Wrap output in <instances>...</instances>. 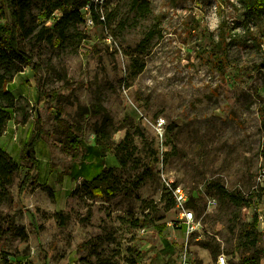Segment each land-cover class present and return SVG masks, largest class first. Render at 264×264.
<instances>
[{
  "label": "rangeland",
  "instance_id": "rangeland-1",
  "mask_svg": "<svg viewBox=\"0 0 264 264\" xmlns=\"http://www.w3.org/2000/svg\"><path fill=\"white\" fill-rule=\"evenodd\" d=\"M29 1L27 25L35 30L21 44L32 62L7 87L28 99L32 112L25 124L13 116L0 137L18 164L10 194H0L1 264H179L183 254L190 264H212L219 254L230 264L250 256L260 263L264 48L252 38L258 29L240 0H146L144 16L132 0H106V25L74 20L63 43L53 28L63 12L45 18L47 1ZM9 20L0 0V35ZM151 28L154 37L138 53ZM222 43L223 70L209 54ZM131 57L145 63L135 77ZM39 92L53 98L36 102ZM96 105L103 110L94 112ZM105 115L111 148L101 155L96 130ZM37 119L33 164L26 155ZM102 168L113 169L116 191L92 196L86 180ZM172 183L188 193L191 232L173 224L175 206L165 211L160 202ZM214 183L250 205L231 204ZM203 194L216 198L215 208Z\"/></svg>",
  "mask_w": 264,
  "mask_h": 264
},
{
  "label": "trees",
  "instance_id": "trees-1",
  "mask_svg": "<svg viewBox=\"0 0 264 264\" xmlns=\"http://www.w3.org/2000/svg\"><path fill=\"white\" fill-rule=\"evenodd\" d=\"M47 5L42 8L45 18H50L51 14L55 10H61L63 15L59 18L53 28L57 32L56 40L58 43H63L68 37L69 27L72 21L82 20L80 13L81 7H83V1L78 0H46ZM6 6L9 14L10 20L2 25V33L0 35V137L4 131L7 123L13 119V116H19L17 123L25 124L28 122L32 107L29 105L28 99L24 97H15L11 91L8 90V84L12 82L15 75L22 71L24 65H29L32 62V57L27 52L21 41L25 40L34 33L35 27L27 25L26 20V9L30 5L29 0H2ZM134 9L137 14L144 16L149 13L150 8L146 0H132ZM242 7L245 11L246 18L252 20L258 29V35L252 37L256 40L258 48L262 45L264 48V33L260 32L259 23L264 24V0H240ZM70 6V7H69ZM107 4L105 1L104 6L101 9L91 10V16L94 20V24L106 25L108 16L104 13V9ZM100 14L104 15V20L100 19ZM262 26V25H261ZM155 35L154 29H149L143 39L136 46V51L142 53L146 50L147 45L151 42ZM222 41L223 39L220 38ZM221 41V42H222ZM224 42V41H223ZM264 52V49H263ZM213 58V65L221 68L223 70V62L226 59L227 47L222 43V45H217V50H211L209 53ZM145 68V63L137 57H131V65L129 74L131 77H135L143 71ZM52 99L53 95L45 92H39L36 97V102L43 100ZM103 108L100 105L94 107V112H101ZM111 121L108 115H105L100 127L96 130V145L98 146L101 155L110 150L109 145V126ZM35 127L38 129L33 140L27 147L28 154L26 158L32 161L33 164L36 163L34 159L32 143L39 139L41 136V127H39V121L35 122ZM116 130L114 129V132ZM77 144H80L76 138H73ZM121 144H125L126 151L125 156L131 155L132 141L129 140L128 133L125 134L121 140ZM87 150H92V147H87ZM18 164L0 148V194H3V198H7L10 194L8 186L12 182V176L15 171H17ZM89 192L92 196L107 197L114 194L116 191L113 169H101L89 180H86ZM176 185L174 183L170 184L168 187L164 188L161 194L160 202L165 203V211L174 208L175 200L172 194V188ZM215 189L218 194L227 199L231 204L241 207L249 206L251 203L250 198L244 197L239 192H232L225 189L224 186L219 183H214ZM148 214L143 216V219H138L140 224H145L149 220L147 219ZM257 220V219H256ZM250 234V233H249ZM250 236V235H249ZM255 242L257 239L254 237ZM241 264H260L258 259L254 256L243 257L241 259ZM103 264H109L103 263ZM131 264H136L132 261Z\"/></svg>",
  "mask_w": 264,
  "mask_h": 264
},
{
  "label": "built area",
  "instance_id": "built-area-1",
  "mask_svg": "<svg viewBox=\"0 0 264 264\" xmlns=\"http://www.w3.org/2000/svg\"><path fill=\"white\" fill-rule=\"evenodd\" d=\"M106 0H85V3L82 7V11L84 12L83 20L86 25V28H90L94 26V20L91 16V10L94 7L95 9H101L104 6ZM100 19L104 20V15L100 14ZM108 41L112 43V39L109 37L107 38ZM256 182L258 185V189L264 192V167L261 168L258 172L256 177ZM172 194L175 200V208L178 210L177 219L173 224L176 227H184L188 232L193 231L196 228V216L195 213L188 207H185V204L188 202V193L181 187L175 186L171 189ZM204 203L208 208H215L217 205V200L215 197L210 195H202ZM258 220L260 221L261 225V261L260 264H264V214L258 216ZM1 264V258H0ZM179 264H190L186 261V256L183 254L182 260H180ZM212 264H230L229 259L224 254H219L216 256L215 261Z\"/></svg>",
  "mask_w": 264,
  "mask_h": 264
}]
</instances>
